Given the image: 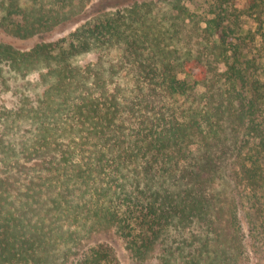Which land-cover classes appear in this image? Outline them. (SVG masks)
Here are the masks:
<instances>
[{
  "label": "trees",
  "instance_id": "16d2710c",
  "mask_svg": "<svg viewBox=\"0 0 264 264\" xmlns=\"http://www.w3.org/2000/svg\"><path fill=\"white\" fill-rule=\"evenodd\" d=\"M90 1L1 0L0 82L37 76L0 109V264H118L66 261L101 228L141 261L233 264L232 238L182 234L262 230L264 0Z\"/></svg>",
  "mask_w": 264,
  "mask_h": 264
},
{
  "label": "rangeland",
  "instance_id": "374dc122",
  "mask_svg": "<svg viewBox=\"0 0 264 264\" xmlns=\"http://www.w3.org/2000/svg\"><path fill=\"white\" fill-rule=\"evenodd\" d=\"M125 1L127 0H92L87 3L88 8L85 16H91V14L97 13L104 7H111L112 5L124 3ZM1 13L2 6L0 0V15ZM95 57L96 53H88L78 56L75 62L85 64L93 61ZM36 76L35 74H30L24 78L10 80L8 88L2 86L0 82V109H18L24 106H34L36 103V90L32 86L35 83ZM255 204L256 209H258L256 211L258 223L262 227L261 232L257 235L252 233V231H248L250 219L248 220L245 214L242 213L240 215V221L242 223L241 229L236 228L234 230L232 226L225 227L221 223V226H218L219 222L215 221L214 231H210L208 234H204L205 231H200L197 227H194L191 231L194 235L186 231L182 236H189V239L196 242L201 249L207 247L206 252L209 253H214L218 249L217 244L227 245L229 239L232 238L237 256L233 264H264V207L258 202ZM205 238L206 240H204ZM92 250H103L107 252L110 257L116 259L118 264H163L160 258V247L148 254L141 261L126 247L124 240L113 228L93 230L82 237L72 246V250L68 254L66 261L68 262L70 259L87 255Z\"/></svg>",
  "mask_w": 264,
  "mask_h": 264
}]
</instances>
